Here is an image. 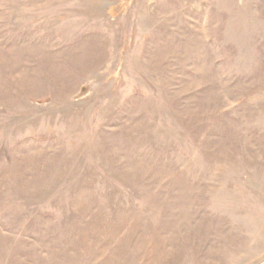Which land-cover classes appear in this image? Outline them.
I'll use <instances>...</instances> for the list:
<instances>
[{
	"label": "rangeland",
	"instance_id": "1",
	"mask_svg": "<svg viewBox=\"0 0 264 264\" xmlns=\"http://www.w3.org/2000/svg\"><path fill=\"white\" fill-rule=\"evenodd\" d=\"M0 264H264V0H0Z\"/></svg>",
	"mask_w": 264,
	"mask_h": 264
}]
</instances>
